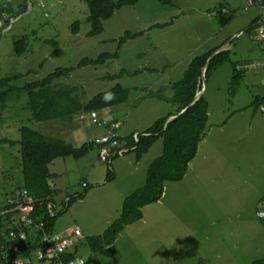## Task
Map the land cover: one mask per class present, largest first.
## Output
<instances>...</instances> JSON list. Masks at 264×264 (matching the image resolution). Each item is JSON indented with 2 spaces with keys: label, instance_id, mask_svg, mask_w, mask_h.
I'll return each instance as SVG.
<instances>
[{
  "label": "rangeland",
  "instance_id": "374dc122",
  "mask_svg": "<svg viewBox=\"0 0 264 264\" xmlns=\"http://www.w3.org/2000/svg\"><path fill=\"white\" fill-rule=\"evenodd\" d=\"M245 2L174 0L170 5H161L142 0L114 11L103 21L101 32L89 36L88 10L83 0H44L43 9L35 0H0V6H26L19 16L8 14L10 29H2L3 25L0 28V79L20 75L21 80L13 84L23 85L40 81L58 68H69L68 76L60 73L54 84L75 87L82 102L118 84L128 90L125 102L97 114L118 119L122 134H142L158 119L174 114L177 106L159 97H171L168 82L177 81L179 76L182 79L191 60L185 63L188 57L214 46L229 52V62L218 67L205 83L208 119L204 138L182 181L164 183L162 198L142 208L141 220L125 227L115 249L93 254L82 246L78 256L85 259L84 263L104 264V257L117 255L123 257L122 264H148L151 234L177 241V254L185 255L175 261L171 256L163 257L165 264H193L196 260L202 264L203 256L206 264L264 260V224L255 217L258 201L264 196V119L251 105L255 97L264 96V72L256 66L264 61V49H259L244 30L238 36L231 35L232 28L243 29L244 16H249L242 10ZM218 5L232 12L229 28H221L218 18L209 15L214 10L208 12L209 8ZM249 9L255 10L253 6ZM74 23H78L76 34L71 32ZM153 23L166 25L149 29ZM125 32L143 35L118 47L117 41ZM23 36L25 50L15 55L12 41ZM152 43L156 46L151 47ZM106 53L118 54L103 64L79 65ZM233 63L241 70L242 78L231 93L228 83ZM148 67L159 71L145 73ZM120 69L138 72L120 77ZM116 74L118 78H107ZM152 94L155 96L150 97ZM8 105L10 109L0 113V140L11 142L0 141V206L7 194L22 186L19 128L57 138L54 134L63 125L58 121L30 120L26 95ZM70 125L80 128L85 140L88 136L99 138L103 133L102 127L80 121L77 115ZM162 149L159 138L138 162L130 152L114 158L110 168L98 161L94 146L79 159L52 161L48 183L53 190L54 230L79 227L85 237L103 234L118 218L122 200L144 184L148 166ZM107 169L112 172L111 180H105ZM79 193H83L82 198L66 208L67 199Z\"/></svg>",
  "mask_w": 264,
  "mask_h": 264
},
{
  "label": "trees",
  "instance_id": "16d2710c",
  "mask_svg": "<svg viewBox=\"0 0 264 264\" xmlns=\"http://www.w3.org/2000/svg\"><path fill=\"white\" fill-rule=\"evenodd\" d=\"M3 1L8 2V0ZM83 1L88 10L87 22L90 27L88 35L93 36L101 32L103 21L109 19L114 11L126 6L136 5L142 0ZM154 1L161 5H170L174 0ZM13 9L14 10L9 6H0V14L4 12L17 15L19 8ZM226 23L227 21L221 24L224 25ZM165 25L166 24H155L149 27V29L161 28ZM71 29V32L76 34L78 32V23H74ZM142 35L143 32H125L124 35L118 39L117 46L120 47L127 40L138 38ZM25 41L26 39L24 36L12 41V48L15 55H21L24 52L26 47ZM52 45L55 46V43L52 42ZM212 54H214V51L192 57L184 70L182 79L171 84V97H159V100H164L167 103L169 102L177 106L174 114L169 115L174 116L173 119L169 121H166L168 117L158 119L149 129L143 132V134L137 135L136 142L131 135L119 139V142L123 144L124 147H134L131 153L134 154L136 162H138L143 155L147 154L153 143L159 138L162 139V153L148 166L144 184L122 200L123 202L118 218L107 227L103 234L94 237H86L84 244L75 247L72 253L63 257V261L73 259L82 246L88 247L91 253L96 254L103 248L113 244L125 227L141 220L143 207L156 203L162 198L164 183H177L182 181L188 170L189 163L194 159L197 153L199 143L204 138V129L208 119V104L204 98V94L193 104L191 103L196 93L202 89V69L209 56ZM116 55L117 53H106L100 55L95 60H83L78 64H92L95 66V64H103L106 60L115 58ZM227 62H229V52L227 50H220L214 54L204 71L206 82L218 67ZM231 66L232 73L228 85L230 86V92L234 93L241 82L242 73L241 71L235 70L236 64L233 63ZM70 70L69 68H58L40 81L26 82L23 85L13 84V81L21 80L22 76L20 75L0 79V113L9 110L10 106L8 104L13 102L16 97L23 94L26 95L25 107L30 114V120L38 123L58 121L70 125L71 119L75 115L78 116L80 113L92 111L99 112L107 108L119 106L127 99L128 90L116 84L109 91L96 94L87 101L82 102L75 87L62 88L63 85L59 86L54 84V81L60 78V73H64L62 77H67ZM118 76L119 74H116L107 76V78L115 79L118 78ZM107 94H111L112 96L110 101H105L104 99ZM149 96L154 97V94ZM263 103L264 98L255 97L251 105L256 110ZM181 111L183 112L181 113ZM145 134L146 136H144ZM0 141L11 143L7 139H2ZM18 145L23 176L22 188L27 190L28 194L38 201V204L31 214V219L35 225L40 226L42 231L52 233L54 231L56 216L50 217L46 208L47 204L52 202L53 195V190L49 187L48 183L52 177L48 171L49 164L58 158L72 157L74 159H79L93 146L99 151L101 145L97 144L95 141H88L75 147L68 141L47 136L27 127L19 128ZM112 177L111 170L107 169L105 180H111ZM85 190L86 188H84V192ZM82 195L83 194L78 195L76 198L69 199L66 208L68 204L75 199H81ZM261 199H259L258 203ZM14 215V212H8L0 216V240H2L0 243L7 241V233L12 227ZM34 234L37 236L36 240L32 241L28 239L26 243L21 245V250H36L41 247L40 244H37L40 231H35ZM8 244V241L4 245L0 244V248L8 246ZM54 262L56 261L53 260L49 264H54ZM39 263L48 264L45 262ZM252 264H264V260Z\"/></svg>",
  "mask_w": 264,
  "mask_h": 264
},
{
  "label": "built area",
  "instance_id": "2783aa9c",
  "mask_svg": "<svg viewBox=\"0 0 264 264\" xmlns=\"http://www.w3.org/2000/svg\"><path fill=\"white\" fill-rule=\"evenodd\" d=\"M39 8H43V0H36ZM256 3L260 9L261 15L252 24L248 35L250 40L259 48L264 49V0H246L243 11L249 6ZM223 13V11H222ZM210 16L217 17L218 11L213 10ZM256 66L264 70V61ZM238 69V68H237ZM264 83V80L262 81ZM259 112L264 118V105L259 107ZM80 121H88L93 125L102 127L105 130L104 135L95 140L100 144L99 159L108 163L115 155L121 156L127 152L118 145V131L120 125L117 122L101 119L94 111L80 113L78 115ZM136 141V136H133ZM38 201L30 196L25 189L15 190L6 199V208L0 210V216L14 212L12 227L7 233L8 246L0 248V264H32L33 262H45L54 264H84L81 258L74 257L71 260L63 261V257L71 253L73 248L84 239L81 231L77 227L66 228L62 231L46 233L41 230L39 225L33 223L31 214L35 209ZM47 211L50 217H54V206L48 203ZM255 217L264 224V197L256 206ZM41 230L42 234L39 239L41 247L37 250L23 251L21 245L28 241L27 230Z\"/></svg>",
  "mask_w": 264,
  "mask_h": 264
},
{
  "label": "crops",
  "instance_id": "0c3cea01",
  "mask_svg": "<svg viewBox=\"0 0 264 264\" xmlns=\"http://www.w3.org/2000/svg\"><path fill=\"white\" fill-rule=\"evenodd\" d=\"M244 2H245V0H244ZM244 4V3H243ZM244 6H245V4H244ZM244 6H243V8H244ZM251 6H253L254 8H255V10L254 11H251L249 8L251 7ZM251 6H249L244 12H248L249 13V16H244V19H245V23L243 24V29L242 30H240L239 28H241V27H238V28H232V31H231V35H234V36H238L243 30L244 31H246V30H248L249 28H250V26H251V24L252 23H254L255 22V20L259 17V15H260V9H259V7H258V5L256 4V3H254L253 5H251ZM10 7V6H9ZM11 8V7H10ZM243 8H242V10H243ZM12 10H14L13 8H11ZM212 9H219V10H223V12H225V14L224 15H222V16H220V20H218V19H216L217 20V23L221 26V28H229L232 24V22H231V19L233 18V15H232V12H230L229 11V9H228V7L227 6H225V5H218L216 8H214V7H210L209 8V10H208V12L210 11V10H212ZM243 12V11H242ZM9 13H1L0 14V28H2L1 26L3 25V24H5V22L7 21L8 22V19H10V16L8 15ZM175 16V15H174ZM227 21V23L226 24H224V25H222L221 23L222 22H226ZM155 24H157V23H153V25H155ZM153 25H151V26H153ZM4 26V25H3ZM245 28H246V30H245ZM2 29H9V26H8V24H7V27H5V28H2ZM236 29H239L237 32L235 31ZM137 33V32H136ZM248 34V33H247ZM136 39V38H135ZM151 47H155L156 46V44L155 43H152L151 45H150ZM220 50H223V48L221 47H217V46H214L212 49H210V50H208V51H205L204 53H207V52H210V51H214V53H216V52H218V51H220ZM204 53H202V54H204ZM118 54V53H117ZM198 55H200V54H198ZM196 56V55H195ZM192 57H194V56H192ZM192 57H188V59H187V61H185V63H188V61L192 58ZM187 67V66H186ZM236 67H237V65H236ZM249 67H252V66H249ZM259 68H261V67H259ZM174 69V68H173ZM262 69V68H261ZM159 71V69H156V68H147L146 70H145V73H151V72H158ZM172 71H174V70H172ZM236 71H241V70H237L236 69ZM261 71V70H260ZM262 71L264 72V70L262 69ZM136 72H138V71H134V72H132V73H128L127 71H125L124 69H120V71H119V73L120 74H122L120 77H123V76H125V75H129V74H136ZM184 73V72H183ZM130 76V75H129ZM163 75H161V76H159L158 77V80L162 77ZM183 76V75H182ZM181 79H180V76H179V79L177 80V81H174V82H168V85H167V87L169 88L170 86H171V84H174V83H176V82H178V81H180ZM262 85H264V83L262 82ZM155 96V95H154ZM259 98H264V96H262V97H259ZM164 102V101H163ZM262 105H264V103L262 104ZM260 113V112H259ZM169 115H171V114H169ZM169 115H167L166 117H171V116H169ZM261 115V114H260ZM262 117V116H261ZM105 119H107V120H115V121H117L120 125H121V123L118 121V119H116V118H112V117H104ZM263 118V117H262ZM264 119V118H263ZM103 134V133H102ZM101 134V135H102ZM119 134H120V137L121 138H124V137H129L130 135L131 136H133V134H138V132L137 131H132L130 134H128V133H125V132H123V134H122V128L120 127V130H119ZM54 135H57L58 137L57 138H59V139H61L62 138V140H64V141H67L66 139H68L69 141L68 142H70V143H72L74 146H76V145H79V144H77L78 142H81V139H83L82 140V142L81 143H84V142H88V140H92L93 138H91L90 136H88V138H87V140H85V138L83 137V134H82V132H81V130H80V128H73L72 127V125H69V124H64L63 123V125L60 127V128H58V133L57 134H54ZM64 138H66V139H64ZM96 138H98V137H96ZM96 138H94V139H96ZM93 139V140H94ZM80 143V144H81ZM20 156V155H19ZM20 163H21V161H20ZM48 169H49V167H48ZM21 184V183H20ZM22 185H23V179H22ZM49 187L51 188V186L49 185ZM19 188H22V186L21 187H19ZM16 190V189H15ZM13 192V191H12ZM11 192V193H12ZM10 193V194H11ZM10 194H7L6 196H5V200L7 199V197L10 195ZM163 196V195H162ZM124 197H122V199H123ZM121 199V200H122ZM261 199V198H260ZM5 200H4V203L0 206V209H3V208H5ZM159 202V201H158ZM263 224V223H262ZM79 228V227H78ZM123 232H124V230L117 236V238L115 239V241L113 242V244H111L110 246H107V247H105V248H103L104 249V251H106V252H108V251H111V250H113V249H115L116 247H115V245H116V243H117V241H118V238L120 237V235H122L123 234ZM29 236H33V231L32 230H30L29 231ZM86 238V237H85ZM2 240H0V242H1ZM7 242V241H6ZM5 241L3 242V243H0L1 245H4L5 243H6ZM84 242V241H83ZM177 241H171V240H167L166 238L165 239H161V238H156L155 237V235L154 234H151V247H150V253H151V255H150V262L148 263V264H165L164 263V261H163V257H169V256H171V260H174L175 261V259L177 260V259H183L184 257H185V255H184V253L183 252H180V254H177V252L179 251V246L177 245ZM83 247H81L79 250H78V254H79V251L82 249ZM102 249V250H103ZM104 258H107L106 260H105V262H104V264H122V259H123V257H120V256H117V255H110V256H107V257H104ZM85 260V259H84ZM193 259H191L190 261H192ZM198 261L199 260H196V263H194L193 262V264H198ZM261 261V260H260ZM254 262H258V261H253L252 263H254ZM34 263H36V264H40V263H37V262H34ZM33 263V264H34ZM201 263L203 264H206V259L204 258V256H203V258H202V260H201ZM251 263V264H252ZM85 264H86V261H85ZM101 264H102V262H101ZM175 264H178V263H175Z\"/></svg>",
  "mask_w": 264,
  "mask_h": 264
},
{
  "label": "clouds",
  "instance_id": "9594fccd",
  "mask_svg": "<svg viewBox=\"0 0 264 264\" xmlns=\"http://www.w3.org/2000/svg\"><path fill=\"white\" fill-rule=\"evenodd\" d=\"M9 1V0H8ZM36 1V0H35ZM43 3H44V0H43ZM246 3V2H245ZM39 7V6H38ZM45 7V5H43V8ZM17 8H19V12L17 13V16H19L25 9H26V6L24 5V6H19V7H17ZM43 8H41V9H43ZM214 10H216V11H218V16H217V18H218V20H220V15H224L225 14V12H223L222 13V11L223 10H219V9H214ZM260 15H261V12H260ZM259 15V16H260ZM259 18V17H258ZM257 18V19H258ZM256 19V20H257ZM10 20L11 19H8V22H6V25H5V27H7V24H8V26H9V22H10ZM255 20V21H256ZM253 24V23H252ZM252 24H251V26H252ZM4 25V24H3ZM250 26V27H251ZM9 29H10V27H9ZM250 29V28H249ZM249 29L248 30H246V33H248L249 32ZM249 36V35H248ZM12 50H13V48H12ZM219 52V51H218ZM13 53H14V51H13ZM217 53V52H216ZM215 53V54H216ZM15 54V53H14ZM237 69V67L235 66V70ZM237 70H240V69H237ZM17 84V83H16ZM104 99H105V101H110L111 99H112V96H111V94H107V95H105V97H104ZM261 106V105H260ZM258 111H259V108H258ZM94 112H96V111H94ZM97 113V112H96ZM78 117V116H77ZM172 118L174 117V116H171ZM171 117H168V118H171ZM101 118V117H100ZM167 118V119H168ZM101 119H104V120H107V119H105V118H101ZM107 121H113V122H117V121H115V120H107ZM118 123V122H117ZM119 124V123H118ZM120 125V124H119ZM121 127V126H120ZM120 127H119V130H120ZM104 133H105V130L103 129V134L102 135H104ZM143 134V133H142ZM102 135H101V137H102ZM139 135V134H138ZM133 136H134V134H133ZM132 136V137H133ZM136 136V141H137V135H135ZM144 136H146V134L144 135ZM100 138V137H99ZM99 138H96V139H92V140H88L89 142H91V141H95V140H97V139H99ZM121 137H120V134H119V131H118V145L121 147V148H123V149H127V152L126 153H124V154H122L121 156H119V155H115V156H113V158H111V160L108 162V163H104V162H102L100 159H99V151H98V161L100 162V163H103V164H105L106 166H108V167H110V165H111V162H112V160L114 159V158H117V157H122V156H124L125 154H127V153H130V152H132L133 150H134V147L133 148H126V147H124L123 146V144H121L120 142H119V139H120ZM134 139V138H133ZM135 141V140H134ZM135 141V142H136ZM78 145H76L75 147H77ZM17 189H23V188H17ZM16 189V190H17ZM52 189V188H51ZM15 191V190H14ZM83 193H84V191H83ZM82 193V194H83ZM11 195V194H10ZM9 195V196H10ZM78 195H81L80 193L78 194ZM77 195V196H78ZM8 196V197H9ZM76 196V197H77ZM7 197V198H8ZM76 197H74V198H76ZM68 200L69 199H67V203H68ZM50 204H52V203H50ZM5 208H6V205H5ZM5 208H3V209H5ZM3 209H0V210H3ZM55 216V215H54ZM36 226V225H35ZM30 230H32L33 231V236H29V231ZM30 230H27V233H28V239H31V238H33L34 240H36V235L34 234L35 233V231H40V235L38 236V241H39V239H40V236H41V234H42V231L41 230H37V229H35V230H33V229H30ZM62 231V230H61ZM81 231V230H80ZM53 232H58V231H53ZM82 233V232H81ZM83 235V234H82ZM83 237H84V239L82 240V241H80L79 243H78V245L77 246H80L81 244H84V242H85V236L83 235ZM7 241H8V239H7ZM84 241V242H83ZM9 243V242H8ZM37 244H39V242L37 243ZM77 246H75V247H77ZM75 247L73 248V250L71 251V253L74 251V249H75ZM39 249V248H38ZM37 250V249H36ZM74 257H78V258H81V257H79L78 256V253H76V255L74 256ZM82 259V258H81ZM83 260V259H82ZM84 261V260H83ZM34 263V262H33ZM32 263V264H33ZM37 263H39V262H37ZM85 264V263H84Z\"/></svg>",
  "mask_w": 264,
  "mask_h": 264
},
{
  "label": "water",
  "instance_id": "95a60500",
  "mask_svg": "<svg viewBox=\"0 0 264 264\" xmlns=\"http://www.w3.org/2000/svg\"><path fill=\"white\" fill-rule=\"evenodd\" d=\"M215 54V53H214ZM214 54H212V55H210L209 56V58L207 59V61H206V64H205V66H204V68L202 69V89L198 92V93H196V95H195V97H194V100H193V102L191 103V104H193L195 101H197L203 94H204V86H205V83H206V80H205V78H204V71H205V68H206V65L208 64V62H209V60L211 59V57L214 55ZM190 104V105H191ZM189 105V106H190ZM188 107V106H187ZM186 107V108H187ZM185 108V109H186ZM184 109V110H185ZM183 110V111H184ZM183 111H181V113L183 112ZM174 118V117H173ZM172 117L171 118H168V119H166V121H169V120H171V119H173Z\"/></svg>",
  "mask_w": 264,
  "mask_h": 264
}]
</instances>
